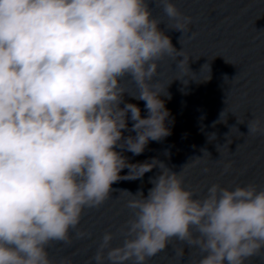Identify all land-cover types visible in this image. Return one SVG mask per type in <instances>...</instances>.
<instances>
[{"label":"clouds","instance_id":"obj_1","mask_svg":"<svg viewBox=\"0 0 264 264\" xmlns=\"http://www.w3.org/2000/svg\"><path fill=\"white\" fill-rule=\"evenodd\" d=\"M152 2L169 29L189 32L192 17L171 0ZM160 24L149 0H0V264H54L47 249L69 244L70 233L90 236L78 227L83 214L113 192L127 196L131 214L118 230L123 241L113 247L117 233L105 231L89 264H148L174 240L181 258L185 246L198 250L194 264L264 258V186L212 184L201 196L184 184L188 163L176 172L158 158L130 163L124 155L171 135L160 97L171 99L172 81L161 87L159 62L182 56L183 67L185 57ZM125 95L144 101L147 116ZM225 109L213 127L227 123ZM247 128L264 135V120ZM153 169L147 194L113 188Z\"/></svg>","mask_w":264,"mask_h":264},{"label":"water","instance_id":"obj_2","mask_svg":"<svg viewBox=\"0 0 264 264\" xmlns=\"http://www.w3.org/2000/svg\"><path fill=\"white\" fill-rule=\"evenodd\" d=\"M171 2L181 13L193 19L189 32L183 36L181 32L169 29L172 22L162 7L149 0L153 17L161 21L159 28L185 57L183 67H177V63L183 60L182 56L176 57L175 61L165 57L159 62L157 79L161 87L172 81L167 86L171 99L163 95L160 97L171 114V123L168 124L171 135L161 142L150 141L139 156L130 152L124 155L130 163L158 158L176 172L188 163L183 169L184 184L201 196L212 184L230 188L247 184L264 186V135L247 134L250 119L258 117L264 120V0ZM188 59L192 72L188 70ZM206 63L210 64V69ZM127 87L132 94L138 92L134 83L129 82ZM226 99L227 105L224 102ZM125 101L137 104L142 117L147 116L144 101L128 95H125ZM224 109L222 119L227 123H217L213 127V122L220 118ZM241 120L243 124L239 123ZM131 124L129 121V127ZM210 133H216V138L209 141ZM201 149L210 154L203 155ZM165 151L170 156H165ZM127 171L123 170L121 175ZM156 172L157 169H153L142 180H121L113 188L128 189L133 193L142 188L147 194L151 187L149 178ZM126 201L124 193L113 192L100 208L86 210L78 227L90 236L77 238L75 233H70L69 244L54 243L47 249L54 264L61 261L89 264L105 231L117 233L112 246L120 245L123 236L118 230L123 228L131 215L125 206ZM182 248L180 242L174 240L148 264H194L199 260L198 250L189 251L187 246L181 258L178 253ZM246 264H264V258L253 257Z\"/></svg>","mask_w":264,"mask_h":264}]
</instances>
